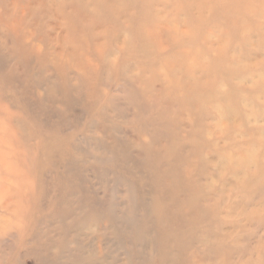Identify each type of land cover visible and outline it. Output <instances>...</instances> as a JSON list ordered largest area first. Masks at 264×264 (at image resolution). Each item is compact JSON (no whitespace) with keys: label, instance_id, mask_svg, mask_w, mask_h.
<instances>
[{"label":"rangeland","instance_id":"rangeland-1","mask_svg":"<svg viewBox=\"0 0 264 264\" xmlns=\"http://www.w3.org/2000/svg\"><path fill=\"white\" fill-rule=\"evenodd\" d=\"M0 264H264V0H0Z\"/></svg>","mask_w":264,"mask_h":264}]
</instances>
